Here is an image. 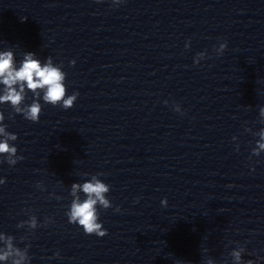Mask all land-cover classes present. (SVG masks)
Wrapping results in <instances>:
<instances>
[{
  "label": "clouds",
  "instance_id": "obj_1",
  "mask_svg": "<svg viewBox=\"0 0 264 264\" xmlns=\"http://www.w3.org/2000/svg\"><path fill=\"white\" fill-rule=\"evenodd\" d=\"M113 3L118 5L121 0H113ZM226 47V42L221 43L216 49L217 54H222ZM204 56L205 53H198L194 64H199L200 59ZM70 64L74 65L75 61H70ZM65 80L66 73L62 71V65L54 66L51 57L42 65L38 59L34 58V53H27L17 67L11 51L0 52V85H3L0 104H9L15 113L22 114L23 118L28 121L39 122L42 113V105L39 102L41 92L43 93L42 100L46 104H51L54 107L59 105L65 110L74 106L79 93L74 92L71 95H66ZM26 90L33 93L34 99L31 104L22 107L26 99ZM174 110L181 111L179 105H175ZM260 114L264 117V108H261ZM3 120L4 114L0 112V122ZM6 129L7 125L0 124V138H2L0 139V156L4 157V160L12 166L22 160L23 157L17 154L16 146L10 143L17 140V135L8 132ZM259 136L260 141L257 142V149L253 150V154L257 156L260 154V150H264V129L261 130ZM99 175L101 174L93 175L91 180L83 184L72 185L71 195L74 199L66 215L69 223L78 224L85 234L103 237L107 235V230L99 222L98 208L108 209L112 207V204L106 195L110 191V185L99 179ZM3 183L5 180L0 179V184ZM78 191L84 194L83 200L77 195ZM161 204L167 206V200H162ZM115 211L119 212L120 209L117 207ZM29 224L32 228L37 227L35 216L31 218ZM0 240H6V249L0 250V261H6L9 257L14 256L17 258L13 259L12 264H24L27 259L26 253L13 247L12 237L5 238L0 235ZM242 251V249L232 251L234 264H242ZM56 255L59 256V253ZM207 264H213V261L209 260ZM247 264H253V262L248 261Z\"/></svg>",
  "mask_w": 264,
  "mask_h": 264
}]
</instances>
